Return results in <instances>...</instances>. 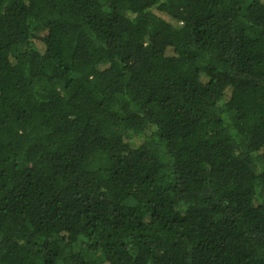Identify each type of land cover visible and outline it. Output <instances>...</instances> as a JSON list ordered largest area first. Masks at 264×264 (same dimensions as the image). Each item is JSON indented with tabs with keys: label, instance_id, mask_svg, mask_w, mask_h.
Here are the masks:
<instances>
[{
	"label": "trees",
	"instance_id": "1",
	"mask_svg": "<svg viewBox=\"0 0 264 264\" xmlns=\"http://www.w3.org/2000/svg\"><path fill=\"white\" fill-rule=\"evenodd\" d=\"M0 264H264V0H0Z\"/></svg>",
	"mask_w": 264,
	"mask_h": 264
}]
</instances>
